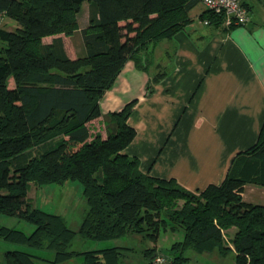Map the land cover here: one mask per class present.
<instances>
[{
  "label": "trees",
  "instance_id": "16d2710c",
  "mask_svg": "<svg viewBox=\"0 0 264 264\" xmlns=\"http://www.w3.org/2000/svg\"><path fill=\"white\" fill-rule=\"evenodd\" d=\"M88 2V24L78 14ZM200 0H0V15L18 24L0 26V219L13 216L34 225L31 233L0 222V239L11 249L5 264H121L129 246L90 250L70 246L79 235L106 240L139 235L156 241L161 231L182 230L167 264H186L187 254H235L236 264H264V205L247 202L248 182L264 185V123L258 140L234 158L220 184L194 192L173 179L142 173L124 153L136 135L129 125L137 99L103 114L100 102L129 60L142 71L156 65L154 50L192 21ZM211 22L223 16L207 9ZM80 31L83 54L73 58L64 37ZM53 36L50 42L43 39ZM165 71L152 75L147 93ZM103 116L106 136L92 133ZM79 181L88 210L78 229L65 217L36 206L30 183ZM235 231L226 240L224 231ZM39 250L53 252V258ZM36 251V252H35ZM154 264L155 247L145 248Z\"/></svg>",
  "mask_w": 264,
  "mask_h": 264
},
{
  "label": "crops",
  "instance_id": "0c3cea01",
  "mask_svg": "<svg viewBox=\"0 0 264 264\" xmlns=\"http://www.w3.org/2000/svg\"><path fill=\"white\" fill-rule=\"evenodd\" d=\"M243 2L251 21L227 27L211 22L200 1L192 21L156 46L154 67L142 71L127 61L102 98L103 114L137 99L128 118L136 135L123 152L142 173L199 192L222 183L236 155L257 142L264 123V0ZM159 70L165 76L147 93ZM95 122L106 127L103 116ZM243 198L264 205V185L248 182Z\"/></svg>",
  "mask_w": 264,
  "mask_h": 264
},
{
  "label": "rangeland",
  "instance_id": "374dc122",
  "mask_svg": "<svg viewBox=\"0 0 264 264\" xmlns=\"http://www.w3.org/2000/svg\"><path fill=\"white\" fill-rule=\"evenodd\" d=\"M88 8V2H84L81 11L78 14V20L81 27L88 24ZM0 26L6 27L7 29H15L18 24L15 20L2 14L0 15ZM63 35L64 34H62V36ZM63 37L66 42L67 51L71 57L75 58L83 54V50L81 48L82 35L80 34V31L77 33L75 32L72 36L64 35ZM43 40L45 42H50L52 40V36L44 37ZM100 128L103 129L102 134L105 137V126H101L96 122L91 125L92 133L97 132ZM28 197L34 205L39 206L46 211L63 215L68 225L73 229L79 228L88 210V204L83 195V186L79 181L75 180H69L63 184L50 183L46 185H38L30 183ZM0 222L7 226L24 230L28 234L34 229V225L32 223L13 216H2ZM233 230L234 228L224 231V237L226 240L230 239V235L234 233ZM183 237L184 233L182 230L161 231L156 241H152L148 238L144 239L142 236L132 234L106 240L87 239L77 235L72 241L70 248L74 250H90L105 248L113 245L129 246L132 247V250H127L121 264H145L146 260L143 255V250L145 248L155 247L156 252L154 257L156 255H164L166 258H169L171 251L170 247L174 242L182 240ZM19 248L28 249L27 246L13 244L0 239V264H5L4 254L7 250ZM37 252L48 258H53L52 251L39 250ZM187 254L190 256V259L186 264H236L235 254L233 252L224 256H220L217 252L195 253L190 251ZM40 264L55 263L44 260L41 261ZM56 264H83V258L81 256L73 257Z\"/></svg>",
  "mask_w": 264,
  "mask_h": 264
},
{
  "label": "built area",
  "instance_id": "2783aa9c",
  "mask_svg": "<svg viewBox=\"0 0 264 264\" xmlns=\"http://www.w3.org/2000/svg\"><path fill=\"white\" fill-rule=\"evenodd\" d=\"M206 7L215 14L223 16V23L227 27L247 25L252 14L243 0H200ZM205 23H209L206 20ZM154 264H167L168 258L164 255H156L153 258Z\"/></svg>",
  "mask_w": 264,
  "mask_h": 264
}]
</instances>
